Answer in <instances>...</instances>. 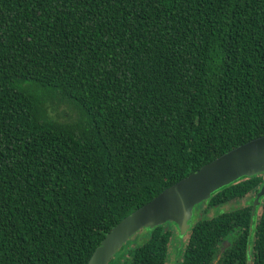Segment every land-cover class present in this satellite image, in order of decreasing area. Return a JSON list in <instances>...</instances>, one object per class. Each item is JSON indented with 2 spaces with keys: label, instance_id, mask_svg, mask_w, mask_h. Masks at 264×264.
I'll return each instance as SVG.
<instances>
[{
  "label": "trees",
  "instance_id": "16d2710c",
  "mask_svg": "<svg viewBox=\"0 0 264 264\" xmlns=\"http://www.w3.org/2000/svg\"><path fill=\"white\" fill-rule=\"evenodd\" d=\"M261 135L264 0H0V264H87L122 218ZM263 182L195 206L178 264H264ZM147 233L108 264H166L171 229Z\"/></svg>",
  "mask_w": 264,
  "mask_h": 264
},
{
  "label": "water",
  "instance_id": "95a60500",
  "mask_svg": "<svg viewBox=\"0 0 264 264\" xmlns=\"http://www.w3.org/2000/svg\"><path fill=\"white\" fill-rule=\"evenodd\" d=\"M264 172V135L253 138L202 165L163 189L114 225L93 251L87 264H108L136 232L166 222L174 223L183 235L190 227L193 209L219 188ZM264 197V182L252 202V214ZM227 245V244H226Z\"/></svg>",
  "mask_w": 264,
  "mask_h": 264
},
{
  "label": "rangeland",
  "instance_id": "374dc122",
  "mask_svg": "<svg viewBox=\"0 0 264 264\" xmlns=\"http://www.w3.org/2000/svg\"><path fill=\"white\" fill-rule=\"evenodd\" d=\"M237 204H238V202H231V203L223 205L221 208L223 210H228L229 208L234 207ZM241 204H244V200L241 201ZM194 210L195 209H193L192 219L196 215ZM214 212H215V210L213 211L212 209H209L208 212H204V205H202L198 208L197 216L199 217V216H202L204 214L211 216ZM164 224H166V226H168V228L171 229V231H172L171 243L169 245V254H168L166 264H178L182 259L180 252H181V249L183 247V244H184L187 236H183L182 238H180L181 235H179L178 230H177L178 228L176 225L172 224L169 221L164 223ZM147 235H148V233H147L146 229H142V230L136 232L126 243L123 244L121 249L118 250L117 252L122 253L123 250H127L128 246H130L131 243L132 244L141 243L147 237ZM178 253H179V255H178Z\"/></svg>",
  "mask_w": 264,
  "mask_h": 264
},
{
  "label": "flooded vegetation",
  "instance_id": "af4514ba",
  "mask_svg": "<svg viewBox=\"0 0 264 264\" xmlns=\"http://www.w3.org/2000/svg\"><path fill=\"white\" fill-rule=\"evenodd\" d=\"M254 198H255V196H254ZM254 198H253V200H254ZM262 198V197H261ZM261 198H259V204L263 201V200H261ZM253 200H252V202H253ZM259 204L256 206V209H255V211H254V213H256L257 215H258V213H259V208L261 207H259ZM251 212H252V203H251ZM252 214V213H251ZM226 244L228 245V242H226Z\"/></svg>",
  "mask_w": 264,
  "mask_h": 264
}]
</instances>
